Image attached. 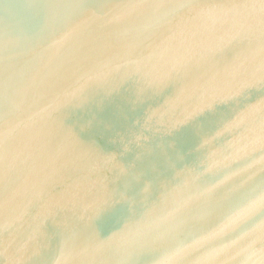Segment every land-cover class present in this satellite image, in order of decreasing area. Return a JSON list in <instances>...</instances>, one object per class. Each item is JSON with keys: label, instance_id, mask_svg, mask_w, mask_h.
Listing matches in <instances>:
<instances>
[{"label": "water", "instance_id": "1", "mask_svg": "<svg viewBox=\"0 0 264 264\" xmlns=\"http://www.w3.org/2000/svg\"><path fill=\"white\" fill-rule=\"evenodd\" d=\"M0 264H264V0H0Z\"/></svg>", "mask_w": 264, "mask_h": 264}]
</instances>
